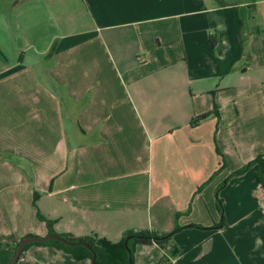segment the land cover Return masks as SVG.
<instances>
[{
  "label": "crops",
  "instance_id": "1",
  "mask_svg": "<svg viewBox=\"0 0 264 264\" xmlns=\"http://www.w3.org/2000/svg\"><path fill=\"white\" fill-rule=\"evenodd\" d=\"M260 155L264 0H0V264L176 224L135 263L264 264Z\"/></svg>",
  "mask_w": 264,
  "mask_h": 264
},
{
  "label": "trees",
  "instance_id": "2",
  "mask_svg": "<svg viewBox=\"0 0 264 264\" xmlns=\"http://www.w3.org/2000/svg\"><path fill=\"white\" fill-rule=\"evenodd\" d=\"M211 116V113L198 117L192 121V125H198L200 122L206 120ZM257 166L258 172L256 174V180L260 183L264 189V156L260 155L257 156L252 162L247 164L241 170L235 173V175L244 174L250 168ZM216 201L221 214H223V202L219 196V191L216 194ZM179 216H177L178 218ZM40 219L45 221L48 226L51 225V222L42 218ZM192 227H199V226H192ZM182 227L176 224L175 229L167 234H161L155 231H141V232H128L124 238L118 243H112L104 239H100L97 236H91L81 239H75L70 236H62L65 239H68L72 242H86L90 246H92L93 250L97 254V264H136L135 263V248L137 245L143 246H153L157 245L160 248L167 250L171 247L172 240L174 235L180 231ZM127 238H130L128 241L129 250L125 247V241ZM21 242H19L14 250L16 251L17 247ZM32 246H53L58 250H62L68 254H70L75 260L82 261V260H90L92 264L93 254L90 250L85 248L84 246L78 247H69L64 244H61L57 241H49L47 243H40V244H28L23 253L21 254L20 258L18 259L17 263L23 258L24 253ZM1 247V245H0ZM15 254V253H14Z\"/></svg>",
  "mask_w": 264,
  "mask_h": 264
},
{
  "label": "water",
  "instance_id": "3",
  "mask_svg": "<svg viewBox=\"0 0 264 264\" xmlns=\"http://www.w3.org/2000/svg\"><path fill=\"white\" fill-rule=\"evenodd\" d=\"M130 238H127L125 241V247L127 248V250H129V246H128V241ZM49 241H57L61 244H64L66 246L69 247H78V246H84L85 248H87L88 250H90L93 254V260H92V264H97V254L96 252L93 250L92 246H90L88 243L86 242H72L68 239H65L62 236L56 235V234H49L45 237H34V236H29L24 238L21 243L19 244V246L17 247L14 256L12 257L11 261L9 264H16L18 259L20 258L21 254L23 253L25 247L28 244H40V243H47Z\"/></svg>",
  "mask_w": 264,
  "mask_h": 264
},
{
  "label": "rangeland",
  "instance_id": "4",
  "mask_svg": "<svg viewBox=\"0 0 264 264\" xmlns=\"http://www.w3.org/2000/svg\"><path fill=\"white\" fill-rule=\"evenodd\" d=\"M18 264H40L35 261L33 257H30L28 253H24L23 258L18 262Z\"/></svg>",
  "mask_w": 264,
  "mask_h": 264
}]
</instances>
